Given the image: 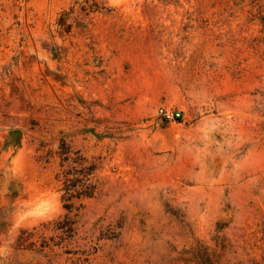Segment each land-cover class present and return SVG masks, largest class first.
Segmentation results:
<instances>
[{
    "label": "rangeland",
    "instance_id": "rangeland-1",
    "mask_svg": "<svg viewBox=\"0 0 264 264\" xmlns=\"http://www.w3.org/2000/svg\"><path fill=\"white\" fill-rule=\"evenodd\" d=\"M0 264H264V0H0Z\"/></svg>",
    "mask_w": 264,
    "mask_h": 264
},
{
    "label": "trees",
    "instance_id": "trees-1",
    "mask_svg": "<svg viewBox=\"0 0 264 264\" xmlns=\"http://www.w3.org/2000/svg\"><path fill=\"white\" fill-rule=\"evenodd\" d=\"M72 156V150L65 143L60 147L58 153L61 158L62 171V190L64 191L63 200L66 201L64 207L69 213L75 210V203L82 200L93 199L99 192V185L95 182L98 172V164L90 161L77 151ZM68 233H74L73 223L70 219ZM59 228L64 229L63 226Z\"/></svg>",
    "mask_w": 264,
    "mask_h": 264
},
{
    "label": "built area",
    "instance_id": "built-area-1",
    "mask_svg": "<svg viewBox=\"0 0 264 264\" xmlns=\"http://www.w3.org/2000/svg\"><path fill=\"white\" fill-rule=\"evenodd\" d=\"M160 118L163 122H173L180 120L181 113L177 111H168L164 109H160L159 111Z\"/></svg>",
    "mask_w": 264,
    "mask_h": 264
}]
</instances>
